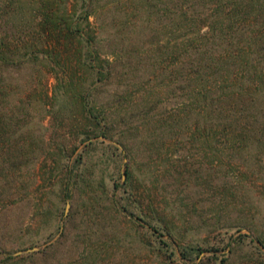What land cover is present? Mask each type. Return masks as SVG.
I'll return each mask as SVG.
<instances>
[{"label":"trees","instance_id":"obj_1","mask_svg":"<svg viewBox=\"0 0 264 264\" xmlns=\"http://www.w3.org/2000/svg\"><path fill=\"white\" fill-rule=\"evenodd\" d=\"M134 78L145 81L132 91ZM114 84L118 89L102 97ZM143 91L142 108H125ZM165 95L176 107L166 118L161 114L155 137L171 141L167 147L183 138L203 140L212 168L254 170L264 149V0H0V196L30 194L33 184L24 182L22 171L39 159L55 165L48 179L63 184L60 202L72 199L95 181L82 173L85 160L99 145L119 152L112 142L127 153L129 119L147 121ZM63 110L77 140L53 150L43 134L35 139L36 131ZM145 125L137 129L144 132ZM126 167L127 180L115 182L109 201L117 215L133 218L137 176ZM162 213L137 219L160 237L164 263L204 264L203 254L210 253L208 260L231 264L250 238L243 264H264V232L255 239L224 238L234 228L253 232L248 220L228 227L216 219L211 227L221 239L204 248L177 240ZM21 259L7 256L0 264Z\"/></svg>","mask_w":264,"mask_h":264},{"label":"rangeland","instance_id":"obj_2","mask_svg":"<svg viewBox=\"0 0 264 264\" xmlns=\"http://www.w3.org/2000/svg\"><path fill=\"white\" fill-rule=\"evenodd\" d=\"M48 79L52 88L55 80ZM143 80L134 78L132 91L138 90V84ZM159 83L152 85L157 88ZM117 89L118 85L114 84L102 97L108 98ZM145 95L144 91L136 97L133 95L125 108H142ZM163 99L164 102L157 105L147 121H142L137 115L129 119L131 129L125 141L129 147L127 153L121 143L112 142L119 152L105 149L103 145L97 147L82 167L84 177L95 180L94 183L81 185L73 198L66 202H60L63 184L48 179L54 170L53 162L49 160L45 166L39 159L30 162L29 167L22 171L24 182L33 184L30 194L0 196V260L12 256L24 257L16 264H171L169 259L164 263L158 256L160 237L153 235L149 227L137 219L142 214L152 217L157 210L164 211L162 214L167 216L177 240L183 243L196 240L204 248L221 239L211 227L218 218L228 227H238L236 224L241 220H248L254 230L245 228L238 233V228L230 229L224 237L226 241L241 234L255 239L258 233L264 232V149L259 153L258 164L252 166L254 170L240 167V170L227 174L219 167L210 166L203 140L183 138L178 144L172 141V145L167 147L171 141L166 144L153 134L161 114L166 118L167 113L176 107L173 100H166V95ZM68 118L65 110L59 113L57 121L46 117L44 131L41 128L36 131L35 139L39 140L43 134L51 141L53 150L64 144H73L72 141L77 139ZM143 122L146 124L144 132L137 129ZM67 134L70 139L64 137ZM34 147L37 148L36 142ZM112 152L116 154L114 160L110 158ZM77 154L72 156V160ZM241 162L238 160L239 164ZM66 163L67 159L64 160ZM128 164L137 176L131 187L132 200L136 201L133 207L136 216L133 218L117 215L109 201L115 194V182H126ZM41 165L43 171L38 172ZM102 179L104 184L100 183ZM22 182H17V188ZM233 192L238 194L235 202ZM116 194L120 196L119 192ZM245 242L243 248H238L231 264L244 263L246 254L253 247L250 238ZM31 248H38V251L19 254ZM31 254L34 256L27 257ZM203 256L207 258L204 264H221L219 260H208L210 253Z\"/></svg>","mask_w":264,"mask_h":264},{"label":"water","instance_id":"obj_3","mask_svg":"<svg viewBox=\"0 0 264 264\" xmlns=\"http://www.w3.org/2000/svg\"><path fill=\"white\" fill-rule=\"evenodd\" d=\"M125 176V175H124ZM38 248H31L22 252H19V254H24V253H33V252H37Z\"/></svg>","mask_w":264,"mask_h":264}]
</instances>
